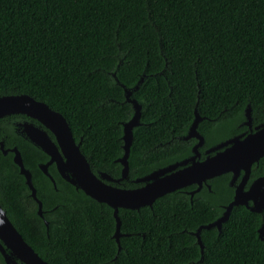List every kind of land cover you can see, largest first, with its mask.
<instances>
[{
	"label": "trees",
	"instance_id": "obj_1",
	"mask_svg": "<svg viewBox=\"0 0 264 264\" xmlns=\"http://www.w3.org/2000/svg\"><path fill=\"white\" fill-rule=\"evenodd\" d=\"M115 73V77L113 74ZM142 82L138 85V82ZM123 85L141 105L133 129L128 180L190 157L183 140L194 118L200 152L242 129L244 110L264 123V0H0V97L27 95L66 120L93 173L120 176L122 124L133 115ZM0 119L4 149L16 147L31 174L37 203L8 152L0 150V206L48 264H264L257 235L262 215L232 208L217 228L203 229V253L192 235L221 216L233 197L231 174L157 198L151 207L113 210L62 179L48 156ZM203 156V155H202ZM264 176V157L248 183ZM47 222V226L45 225ZM0 264H5L0 255Z\"/></svg>",
	"mask_w": 264,
	"mask_h": 264
},
{
	"label": "water",
	"instance_id": "obj_2",
	"mask_svg": "<svg viewBox=\"0 0 264 264\" xmlns=\"http://www.w3.org/2000/svg\"><path fill=\"white\" fill-rule=\"evenodd\" d=\"M115 77V73L113 74ZM142 79L138 82V85ZM127 89L123 85L125 101L131 104L132 117L122 124V156L116 162L121 165L120 176L113 178L104 172L93 173L90 166L80 151V141L75 142L71 130L65 118L58 112L50 109L46 104L36 101L27 95H8L0 97V119L10 115H24L38 122L42 128L32 123H19L17 127L21 135L34 146L48 156V161L39 165L44 175L49 177L54 185L52 177L48 173V166L55 164L60 177L81 190L98 203H104L113 210L115 219V231L113 238L120 250L119 239L120 219L118 210H138L141 207H151L153 202L167 194L195 185L196 188L189 193L192 197L199 192L209 179L230 173V187H234L232 200L224 206L220 217L206 225L199 226L192 235L203 253V244L200 232L203 229L217 228L221 230L235 206H244L253 213L261 214L264 211V176L255 178L245 189L249 180L251 167L264 157V123L251 130V108L249 105L244 110L245 122L250 132L228 138L216 145L207 148L205 158L200 159L199 149L204 144L203 136L198 132L199 123L204 120L197 110H194V118L183 140L194 139L191 156L181 161L159 168L143 177L136 178L132 182L142 184L136 188H124L117 185L128 180V155L133 141V129L141 125V105L132 97L138 90ZM21 128V129H20ZM47 131L55 141H52ZM0 150L3 155L8 152L13 154L12 161L18 166L19 174L24 177L25 184L30 191V196L37 203V213L42 217L41 202L36 198V190L32 185L31 174L25 169L20 152L16 147L4 149L0 142ZM239 179V180H238ZM209 189V186L206 185ZM47 226V222H45ZM258 238L264 242V224L257 230ZM0 255L5 264H48L42 260L31 246L23 239L6 212L0 206Z\"/></svg>",
	"mask_w": 264,
	"mask_h": 264
},
{
	"label": "flooded vegetation",
	"instance_id": "obj_3",
	"mask_svg": "<svg viewBox=\"0 0 264 264\" xmlns=\"http://www.w3.org/2000/svg\"><path fill=\"white\" fill-rule=\"evenodd\" d=\"M250 116H251V114H250ZM34 121H35V120H34ZM23 122L32 123L34 126L39 127V128H42V126H41L38 122H36V121H35L36 124L33 123V122H31V121H30V122H29V121H14V122H13V125H15V127H16V131H17V133H18L19 135H21V133H20V130H19V128L17 127V125H18L19 123H23ZM244 122H245V116H244V120H242L241 123L238 125L239 127L244 128V129H242V130H241L238 134H236V135H240V134H243V133H244V134H247V133L250 132V129H249L246 125H244ZM256 126H257V124H253V121H252V118H251V127H250L251 130L254 131V128H255ZM20 129H21V128H20ZM47 134L49 135V137L51 138L52 141H55L54 136H53L50 132L47 131ZM236 135H235V136H236ZM21 136H22V135H21ZM225 140H226V139H225ZM206 149H207V148H206ZM206 149L203 150V153L200 152V153H201V157H200L201 160H202L203 158H205V156H206V154H205V152H204ZM199 151H200V149H199ZM202 155H203V156H202ZM187 158H188V157H187ZM48 159H49V158H48ZM184 159H186V158H184ZM182 160H183V159H182ZM50 165H54V166H55L54 163H52V164H50ZM50 165H49V166H50ZM55 168H56V167H55ZM238 180H239V179H238ZM253 180H254V179H253ZM253 180H252V181H253ZM248 181H249V180H248ZM252 181H250V183H251ZM250 183L247 182V184H246V186H245V189L248 188V186H249ZM232 188H233V190H234V187H232ZM261 215H262V219H263L262 224H264V211L261 213ZM262 224H261V225H262ZM261 225H260V226H261Z\"/></svg>",
	"mask_w": 264,
	"mask_h": 264
}]
</instances>
